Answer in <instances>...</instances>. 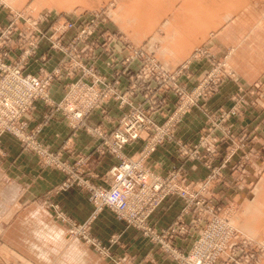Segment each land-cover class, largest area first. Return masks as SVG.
Returning a JSON list of instances; mask_svg holds the SVG:
<instances>
[{"label": "rangeland", "instance_id": "374dc122", "mask_svg": "<svg viewBox=\"0 0 264 264\" xmlns=\"http://www.w3.org/2000/svg\"><path fill=\"white\" fill-rule=\"evenodd\" d=\"M57 1L82 3L83 14L88 18L79 22L57 16L46 27L47 13L37 14L30 8L15 11L0 0V12L7 9L9 17L8 23H0V35L11 26L23 31L29 28L35 37L38 35L39 46L50 30L49 48L63 56L54 68L41 71L38 76L54 72L63 63L78 67L71 72L65 66L51 81L68 79L62 83L63 96L59 100L51 97L49 86L51 103L62 106L68 96H74L75 105L82 107V123L74 128L72 121L64 117L67 124L100 139L97 155L115 158L116 163L102 175L94 176L95 165L89 172L84 168L88 157L70 163L55 150L60 152L62 162L44 165L37 152L25 147L12 133L0 137V158L5 155L2 137L9 135L25 151L33 153L42 168L63 173L61 164H64L69 173H82V182L84 177L88 181L85 185L75 180L64 187L63 181L57 190L74 185L86 197L88 186L106 188L115 183L110 172L123 161L139 164L151 186L160 185L157 191L152 187L150 194L162 199L148 214L152 234L145 235L125 225L147 238L152 249L175 264H264V0ZM66 23H74L75 27L65 28ZM107 26L113 32L109 33ZM99 28L108 33L96 35ZM70 29H75V34L65 43L63 37ZM81 29H90L91 33L82 32V41H77L76 33ZM118 39L125 53L121 58L112 47ZM67 47L70 52L65 50ZM99 48L114 79L96 69ZM36 54L37 49L32 57ZM174 57L182 59L177 66H164V62ZM193 65L200 69L195 71ZM90 69L102 79L98 85L93 83ZM122 78L127 80L124 91L120 89ZM206 78L209 88L205 97L183 113L187 99L181 98ZM169 93L170 103L166 101ZM138 94L141 101L135 100ZM205 101H213V106L204 111L199 109L203 117L197 113L192 117L189 123L196 129L177 132V125L186 115L194 107L202 108ZM37 102L51 109L45 101H36L32 109ZM111 105L122 115L115 122L106 120L111 124L109 129L86 126L85 120L92 113L105 117L112 114ZM137 111L143 113L142 124L149 127L148 135L143 132L137 139L117 147L118 139L113 133L120 130L127 136L124 128L129 121L122 122ZM173 112L179 119L167 122ZM155 113L160 120L153 117ZM26 128L35 131L37 143L52 150L38 140L37 129ZM155 136L161 142L147 153L145 148ZM104 138L110 147L102 150ZM165 142L171 147L167 150L174 154V161L161 174L154 170L151 159ZM138 143H141L138 148L127 153ZM188 173L196 178H189ZM92 177L98 180L93 181ZM15 197L11 188L0 181V264H138L128 251L126 239L109 232L112 226L94 225V219L103 211L115 219L110 210L104 209L78 223L57 205H52L55 211L36 204L20 206ZM170 199L181 203L179 213L172 223L155 227L152 213ZM180 216L183 217L179 226H184V230L174 225Z\"/></svg>", "mask_w": 264, "mask_h": 264}, {"label": "crops", "instance_id": "0c3cea01", "mask_svg": "<svg viewBox=\"0 0 264 264\" xmlns=\"http://www.w3.org/2000/svg\"><path fill=\"white\" fill-rule=\"evenodd\" d=\"M6 7L20 11L22 9L30 8L38 13H47L46 27H49L51 21L57 16H65L71 20L81 22L82 19H87L88 15L83 14L82 3L78 2H61L57 0H4ZM76 9V11H74ZM81 9V10H80ZM79 11V12H78ZM57 19V18H56ZM9 22L8 10L4 9L0 12V23L6 24ZM109 33L112 31L110 27H105ZM50 31V30H49ZM40 40L37 48V54L29 60L26 67V72L30 74L38 75L41 71H49L54 68L63 54L59 51H53L49 48L47 36ZM113 32V31H112ZM104 32L102 28H99L96 35ZM75 34V29L67 31L63 37V41L67 43ZM97 39V38H96ZM113 52L121 58L125 53L122 47L121 41L118 39L112 43ZM14 56V54H13ZM182 59H170L164 62V66H177ZM107 59L103 50L99 48L98 55L96 56L95 65L98 72L104 74L108 79H114L113 71L107 65ZM132 69L135 68L133 65ZM193 69L198 71L200 68L197 65H193ZM68 79L54 81L50 85L51 97L55 100H59L63 96V84ZM127 88V80L120 79V89L124 91ZM171 93L167 94L168 103L171 100ZM220 96V95H218ZM141 95L138 94L135 100L141 101ZM215 98V96H214ZM112 114L105 117L99 113H92L85 120V124L88 127H94L96 125L109 129L111 124H108L106 120L115 122L120 118L122 113L111 105ZM202 108L194 107L189 114L177 125L176 131H191L196 129L191 123L192 117L195 114H200L203 109L206 110L209 106H213V101H205ZM165 108V106H164ZM201 111H200V110ZM167 110V109H166ZM160 115L153 114L155 119L160 120ZM29 129H37L38 140L47 145L52 150L60 151L62 158L70 163L76 161L79 157H88V164L84 165V168L89 172L92 166H96L93 169L96 174L94 176L102 175L108 168L116 163V159L110 156L99 158L97 155V146L100 143V139L85 132L82 128L72 129L66 122L63 114L60 111H50L42 102H37L34 108L26 116ZM176 132V133H177ZM167 142L164 145L158 147L157 151L152 155L151 163L155 171L159 173L167 172L173 165L174 154L167 149H171L167 146ZM141 145L135 144L131 146V150L127 153L133 152ZM2 146L4 149V156L0 158V181L4 184V187L11 188V191L15 193V203L20 206L26 205H40L42 208L48 211H55L52 205H57L62 208L70 218L74 219L78 223H83L90 219L92 215V206L88 202V199L78 187L72 185L67 189L57 190L58 186L65 180L66 175L54 168H42L39 165L37 157L30 152L23 149L22 145L15 141L11 136L4 135L2 137ZM130 147V146H129ZM129 147H127L129 149ZM127 148H125L127 150ZM94 160V162H93ZM161 173V174H162ZM188 177L194 179L188 173ZM91 180L97 181L98 179L92 177ZM8 195V194H7ZM181 203L179 200H167L160 205L151 215V221L155 227H163L176 218ZM94 220V225L112 226L109 228L110 233H116L119 237L126 239L128 245V251L133 259L138 264H175L170 259L166 258L160 251H156L151 248L148 243V239L145 238L140 232L127 227L125 223L117 217L113 219L108 212L103 211ZM93 220V221H94ZM92 221V222H93Z\"/></svg>", "mask_w": 264, "mask_h": 264}, {"label": "built area", "instance_id": "2783aa9c", "mask_svg": "<svg viewBox=\"0 0 264 264\" xmlns=\"http://www.w3.org/2000/svg\"><path fill=\"white\" fill-rule=\"evenodd\" d=\"M67 26L75 27V24L66 23L65 28ZM82 32L88 35L91 33V30L88 29L86 31L85 29H81L76 33L75 40L82 41ZM36 33L40 32L37 30ZM12 36H15V38H12ZM36 37L30 32L29 28L27 31H23L16 26L9 27L0 35V137L4 133H12L25 147L35 150L44 165L60 164L62 162L60 152L49 150L40 143H37L34 138L35 131H27L26 127H28V124L26 116L30 113L36 101H45V103L51 105L50 110L52 112L60 111L64 117L70 119L72 121V124L70 123L72 127L79 126L82 123L83 113L82 107L75 105V97L68 96L66 103L60 106L62 103H51L52 100L48 95V88L51 81L60 75L61 70L65 69V66L69 67L71 72L77 71L78 67L74 64L69 65L63 63L50 74L44 73L38 76L25 73L28 60L36 53L38 46V41L36 40H38V35ZM10 40L13 43L9 44L6 42ZM53 46L60 47L59 44H54ZM65 50L69 51V48L67 47ZM12 53L15 56L11 57ZM89 71L95 85L102 82L99 76L93 74L92 69ZM145 80L147 79H143V81ZM208 85L209 82L206 78L198 88L181 98L182 101L187 99L183 106V113H185L188 107L194 105L198 99L205 97V90L209 88ZM172 115L168 117L167 122H175L180 117L176 114ZM127 121L129 122L126 123ZM122 123L126 126L124 132L128 133V137L123 135L120 130H116L114 133L111 132L118 139L117 147H121V145H124L128 141L137 139L143 132L147 134V131L150 130L149 127H143V113L140 111L126 117ZM160 140L157 136L153 137V141L148 143L145 148L147 149V153L152 152L156 145L161 142ZM101 147L102 150L103 147H110L106 139L103 140ZM117 147L114 145V149H118ZM61 167L64 171L63 173L66 174L65 182L63 183L64 187L69 184V181L76 182L75 180H78L81 186L88 182L85 177L82 182V173H69L64 164H61ZM73 177L74 179H72ZM113 177L116 179V182H113L109 187L98 188L88 186L89 195L87 198L92 206V215L96 216L102 210L108 209L118 219L137 230H141L145 235L152 234L151 227L147 222L148 214L152 208L159 204L162 198L160 200L155 199L150 192H152V187L154 191H157L160 185L151 186L149 178L142 171L141 166L128 160L123 161L121 166L110 172L111 180H113ZM182 217L180 216L174 225L184 230V226H179Z\"/></svg>", "mask_w": 264, "mask_h": 264}]
</instances>
